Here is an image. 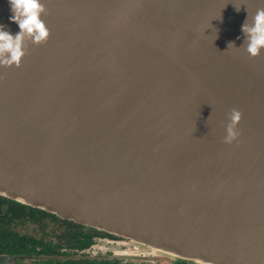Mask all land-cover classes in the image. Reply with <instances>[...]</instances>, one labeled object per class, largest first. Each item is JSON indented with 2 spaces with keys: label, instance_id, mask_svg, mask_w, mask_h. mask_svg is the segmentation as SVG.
Here are the masks:
<instances>
[{
  "label": "water",
  "instance_id": "obj_1",
  "mask_svg": "<svg viewBox=\"0 0 264 264\" xmlns=\"http://www.w3.org/2000/svg\"><path fill=\"white\" fill-rule=\"evenodd\" d=\"M41 2L46 43L0 66V196L159 262L264 264V49L241 47L264 0Z\"/></svg>",
  "mask_w": 264,
  "mask_h": 264
},
{
  "label": "flooded vegetation",
  "instance_id": "obj_2",
  "mask_svg": "<svg viewBox=\"0 0 264 264\" xmlns=\"http://www.w3.org/2000/svg\"><path fill=\"white\" fill-rule=\"evenodd\" d=\"M5 210L33 211L34 224L0 217V264H194L159 262L125 237L62 220L0 196Z\"/></svg>",
  "mask_w": 264,
  "mask_h": 264
},
{
  "label": "clouds",
  "instance_id": "obj_3",
  "mask_svg": "<svg viewBox=\"0 0 264 264\" xmlns=\"http://www.w3.org/2000/svg\"><path fill=\"white\" fill-rule=\"evenodd\" d=\"M8 2L13 13L9 19L18 25L19 32L12 35L10 31L5 30L3 25H0V66L18 68L22 57L26 54L25 40L40 45L46 43L50 33L45 22L41 19L46 12L41 0H8ZM236 10L239 11L240 8L236 7ZM241 31L245 37L241 47L250 57L259 56L261 50L264 49V7L256 9L252 15L251 23H249V15L247 16L241 26ZM229 47L237 48L232 42H229ZM241 119L242 113L238 109L234 108L230 111L223 143H232L237 140L239 136L237 125Z\"/></svg>",
  "mask_w": 264,
  "mask_h": 264
},
{
  "label": "trees",
  "instance_id": "obj_4",
  "mask_svg": "<svg viewBox=\"0 0 264 264\" xmlns=\"http://www.w3.org/2000/svg\"><path fill=\"white\" fill-rule=\"evenodd\" d=\"M1 202H3V201L0 200V205H1ZM39 212H44V211L39 210ZM0 217L1 218H8L9 221L11 223H13L15 227L17 225H19L20 222L21 223H23V222H29V224H34L37 221V216L34 214L33 211H28L25 214H23L16 207L9 208L8 210H5L4 209V206L3 207L0 206Z\"/></svg>",
  "mask_w": 264,
  "mask_h": 264
}]
</instances>
